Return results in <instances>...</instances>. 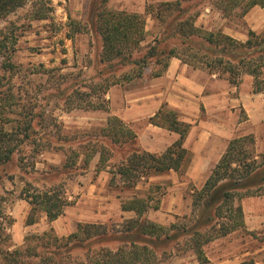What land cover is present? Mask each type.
I'll return each mask as SVG.
<instances>
[{"label": "rangeland", "instance_id": "obj_1", "mask_svg": "<svg viewBox=\"0 0 264 264\" xmlns=\"http://www.w3.org/2000/svg\"><path fill=\"white\" fill-rule=\"evenodd\" d=\"M92 1L25 0L0 17V129L6 133L7 144L14 147L11 158L0 163V250L23 248L29 243L35 245V241L27 242L25 237L49 230L43 212L39 213L37 225L26 227L30 204L21 197L33 193V189L62 187L69 203L64 211L69 212L66 213L68 218L58 220V228L64 234H56L54 230L57 236L75 232L78 224L103 226L108 233L106 236L85 243L92 251L101 247L115 249L122 239L116 237L124 235L122 231L129 225L128 221L135 217L112 213L96 222H80L71 210L81 194L85 175H91L94 168L93 157L99 158L96 150L101 146L109 149V166L105 168L109 173L110 166L119 163L131 149L129 145L130 148L112 145L110 138L102 135V128L113 116L109 114L107 93L114 87L137 90L144 82H150L151 73L156 69L150 63L141 77L126 80L129 73L133 74L131 66L100 61L101 41L92 26ZM162 1L169 0H106L105 6L144 14L147 34L141 44L143 53L163 28L157 19L145 13V5ZM212 1H186L185 5L190 6L188 12L198 13L194 22L197 27L214 32L241 27L239 10L225 17ZM95 5L98 7V2ZM39 13L45 15L44 18H38ZM194 70L203 72L199 81L208 77L205 70ZM220 79L225 85L229 83ZM115 81L119 82L113 84ZM243 118L244 112L240 111L239 119L242 121ZM253 150L257 159L264 151L257 150L255 145ZM86 154L94 155L84 165ZM76 155H79L77 159ZM74 159V165L65 166V161L69 163ZM110 177L107 176L105 186L99 189V204H104L102 201L106 197L117 196L121 201L136 193L153 206L163 198L171 184L168 178L160 181L142 179L134 190H125L120 188L118 180L116 188ZM194 189L191 183L186 185L183 193L189 204L183 210L179 209L178 214L173 212L171 217L166 216L167 224L161 225H189L194 221L196 210L191 206ZM239 202L246 227L205 244L203 250L208 262L199 263L190 249L189 237L180 235L154 247L155 264H237L250 259L256 264H264V195L246 196ZM147 216L145 213L144 217ZM136 238L133 240H138ZM86 251L74 249L70 256L83 260ZM32 260L37 261L35 257ZM84 264L89 263L85 261Z\"/></svg>", "mask_w": 264, "mask_h": 264}, {"label": "trees", "instance_id": "obj_2", "mask_svg": "<svg viewBox=\"0 0 264 264\" xmlns=\"http://www.w3.org/2000/svg\"><path fill=\"white\" fill-rule=\"evenodd\" d=\"M24 1L0 0V17ZM186 1L169 0L145 5V13L157 19L163 28L142 53L141 44L147 34L144 14L109 9L105 6L106 0H93L90 13L93 16L94 32L101 41L100 61L131 66L133 74L129 73L125 77L130 80L141 77L150 63L156 67L151 76L158 77L166 70L170 58L176 57L193 69L205 70L234 86H238L244 75H249L252 77V92H264V30L256 33L248 29L244 41L223 31L203 30L195 25L198 13L190 14V6L185 5ZM97 2L98 7H95ZM212 4L225 17L236 10H239L238 14L242 17L255 5L264 7V0H213ZM44 16L39 13L38 18ZM148 120L178 134L177 140L162 153H151L136 147L135 134L117 116L110 117L107 125L102 128V135L110 138L112 145L131 147L119 163L110 166V181L116 188L119 186L116 183L118 180L121 189L134 190L140 180L171 169L181 171L190 161L191 152L183 147L190 123L180 120L178 113L165 102ZM5 134L0 129V163L8 161L14 150L13 146L7 144ZM253 148L254 137L251 134L237 136L229 141L203 186L192 192L191 206L196 214L189 225L172 223L165 227L148 220L144 214L150 207L158 208L159 202L149 205L147 199L135 193L120 202L121 209L133 211L135 217L128 221L129 225L122 231L124 235L116 237L122 239L115 249L101 247L92 251L90 245H85L86 242L108 234L102 225L78 224L75 232L62 237L57 236L50 227L42 234L25 237V241L33 240L35 245L29 243L23 248L0 250L3 260L0 264H84L85 261L89 264H155L157 256L154 247L180 235L189 237L190 249L197 261L206 263L208 259L203 250L205 244L246 227L240 199L264 195V151L257 159ZM109 152L105 146L96 150L99 154L96 166L98 171L109 166ZM93 155H85L84 165L88 164ZM76 156L77 159L79 155ZM76 159L69 163L65 161V166L74 165ZM32 192L21 197L30 204L25 218L26 225L36 223L41 212L45 213L47 221H51L63 214L64 207L69 205L61 186L42 191L33 189ZM223 218L227 221H219ZM203 227L208 229L203 231ZM133 237L138 240H133ZM78 248L87 250L83 260L70 256ZM34 257L37 261L32 260ZM237 264L256 263L250 259Z\"/></svg>", "mask_w": 264, "mask_h": 264}, {"label": "crops", "instance_id": "obj_3", "mask_svg": "<svg viewBox=\"0 0 264 264\" xmlns=\"http://www.w3.org/2000/svg\"><path fill=\"white\" fill-rule=\"evenodd\" d=\"M241 18L240 28L232 27L223 32L244 41L248 29L256 33L264 30V7L255 5ZM202 73L172 57L163 74L144 82L141 88L126 90L114 87L107 93L109 114L120 118L133 131L135 146L142 150L162 153L178 138L177 133L148 120L163 102L178 113L180 120L191 124L183 142V147L191 152V158L183 172L171 169L148 178L149 181L171 180L158 208L150 207L146 212L148 220L158 224H167L166 216L171 217L173 212L178 214L179 209L187 207L189 201L183 193L186 185L191 183L195 189L203 186L231 139L251 134L257 150H264V92H252V77L244 75L238 86H234L229 83L225 85L220 78L210 74L203 82L199 81ZM240 111L244 112L242 121L239 119ZM94 157L91 175H85L81 194L71 209L75 212L76 220L96 222L112 213L135 215L133 211L121 209V198L117 196L106 197L102 201L104 204H99V189L105 186L107 176L112 174L105 169L96 170L98 156ZM67 212L65 210L51 221L46 220V226L52 227L56 234L63 235L58 228V220L67 217Z\"/></svg>", "mask_w": 264, "mask_h": 264}]
</instances>
